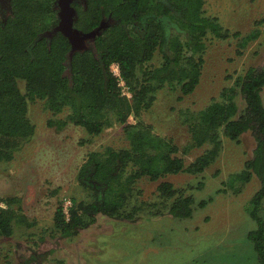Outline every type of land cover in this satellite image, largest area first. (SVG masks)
<instances>
[{
    "label": "trees",
    "instance_id": "trees-1",
    "mask_svg": "<svg viewBox=\"0 0 264 264\" xmlns=\"http://www.w3.org/2000/svg\"><path fill=\"white\" fill-rule=\"evenodd\" d=\"M15 1L14 20L0 28V160L12 159L22 140L30 139L35 133V125L27 115L28 98H46L54 111L70 107L67 120L82 126L90 135L102 133L112 124L111 115H114L129 141L125 147L89 153L78 178L94 192L95 199L75 201L69 215L63 205L59 206L55 214L56 230L64 237L71 236L94 223L98 214L133 219L141 207V203L130 205L136 192L135 183L140 178L156 181L181 172L201 174L220 155L223 137L239 141L243 133L250 131L256 141L253 156L233 178L247 182L257 177L260 181L247 211L257 222L249 238L264 264V67L247 68L235 78L233 85L222 90L219 98H214L196 114V120L189 125L192 142L188 149L209 147L189 163L178 155L179 147L172 138L154 133L152 125L141 118L153 106L157 92L166 86L173 90L179 88L182 93L179 99L194 92L205 63L204 38L208 31L221 38L230 36V30L221 25L218 17L204 15L203 0H174L183 9V17L178 22L185 40L178 32L166 38L164 27L154 18L143 36L134 31V13L143 15L155 11L156 7L157 12L161 11L160 0H88L86 13L91 14L92 23L84 22L87 25L80 24V27L90 29L97 25L101 4L121 16L122 23L112 27L107 36L97 39L96 53L77 52L71 62V74H65L64 61L70 44L62 35L55 37L49 47L43 39L28 50L35 37L49 27L48 0ZM259 33L256 29L245 35L242 44L256 39ZM232 35L240 37L241 33ZM158 49L163 53L162 63L153 68L147 66ZM114 63L119 65L132 93L130 98L121 93L111 70ZM18 79L27 81L25 93L21 92ZM238 95L245 103L241 112ZM132 115L135 123L129 121ZM203 186L202 181L199 187ZM158 191L163 198H173L169 208L172 216L192 215L195 199L185 189L175 188L166 180L160 182ZM0 201L6 205H0V236H12L16 223L32 225L26 214L13 207L18 199ZM205 204L206 201L202 202V206Z\"/></svg>",
    "mask_w": 264,
    "mask_h": 264
},
{
    "label": "rangeland",
    "instance_id": "rangeland-1",
    "mask_svg": "<svg viewBox=\"0 0 264 264\" xmlns=\"http://www.w3.org/2000/svg\"><path fill=\"white\" fill-rule=\"evenodd\" d=\"M201 6L204 15L218 17L230 36L221 38L208 31L205 63L194 92L179 99L180 89L166 86L141 117L154 133L172 138L187 163L209 147L188 149L192 142L189 125L196 114L247 68L264 67V21L257 23L264 19V0H203ZM178 27L172 33H180L185 40ZM256 29L259 36L243 45L242 37ZM235 32L241 36H233ZM162 61L158 49L146 65L153 68ZM24 84L20 80L22 93L26 92ZM262 97L264 101V89ZM237 102L241 112L245 103L240 95ZM27 103L35 133L22 140L12 159L0 160V200L18 199L13 207L26 214L32 225L16 223L12 236H0V264H261L249 238L257 222L247 211L260 181L257 177L247 182L233 178L253 156L256 141L252 132L243 133L239 141L223 137L220 155L201 174L181 172L156 181L140 178L130 205L141 203V207L133 219L98 214L94 223L64 237L55 227L58 207L66 200L73 205L95 199L94 192L78 178L89 153L125 147L129 141L114 115L102 133L90 135L67 120L70 107L54 111L46 98L38 97L28 98ZM129 121L135 123L136 118L132 115ZM166 180L194 196L191 216L178 218L169 213L173 198H163L158 191L160 182ZM204 201L207 204L202 206Z\"/></svg>",
    "mask_w": 264,
    "mask_h": 264
},
{
    "label": "flooded vegetation",
    "instance_id": "flooded-vegetation-1",
    "mask_svg": "<svg viewBox=\"0 0 264 264\" xmlns=\"http://www.w3.org/2000/svg\"><path fill=\"white\" fill-rule=\"evenodd\" d=\"M163 4L161 11H149L144 13L143 15L139 13H134V20L132 21V27L134 31L139 35H144L147 32V28L149 25V21L154 18V20L164 27L165 36L169 38L172 35V32L175 28L179 29L178 25L180 23L177 21L179 18L183 17V9L177 7L175 5L174 0H160ZM16 1L15 0H0V28H5V26L12 22L15 16L16 11ZM121 2V1H120ZM119 2V3H120ZM47 3L50 4L51 12L48 13L47 23L49 25L48 28L42 30L35 39L33 43L28 45V50L32 49L38 41L45 39L47 41L48 47L51 45L52 41L55 37L62 35L70 44V49L66 54V60L64 64L66 65L65 74H69L72 72V59L77 52H84V51H93L96 53V41L100 37H105L109 34V31L112 27L121 24L122 18L118 16L114 10L108 9L105 7L104 4H101L99 7L102 8L100 11V17L97 19V25L91 27L90 29H84L80 27V24H86L84 22H90L91 14H88L89 10V2L88 0H48ZM72 8L76 10V13L73 14V21L74 27L78 28L83 32H90L93 29L101 26V34L97 35L95 39L87 38L83 43H80L81 49H78L71 53L72 50V43L70 42L69 38L64 34L63 30L61 29V22H62V14L65 16L67 15V11L71 14ZM89 19V20H88ZM94 20V18H92ZM87 25V24H86ZM138 27L140 29L138 30ZM79 48V47H78ZM20 80L23 81L25 84L24 89L27 87V81L25 79H18V86L20 88Z\"/></svg>",
    "mask_w": 264,
    "mask_h": 264
},
{
    "label": "water",
    "instance_id": "water-1",
    "mask_svg": "<svg viewBox=\"0 0 264 264\" xmlns=\"http://www.w3.org/2000/svg\"><path fill=\"white\" fill-rule=\"evenodd\" d=\"M70 12L71 14H69V11H67L66 16L62 14L61 29L63 30L64 34L69 38L70 42L73 45L71 50V53L73 54L74 51L82 48L80 46V43H83L85 39L87 38L95 39L97 35L101 34V26L93 29L90 32H83L78 28L74 27L73 14L76 13V10L72 8V11Z\"/></svg>",
    "mask_w": 264,
    "mask_h": 264
},
{
    "label": "built area",
    "instance_id": "built-area-1",
    "mask_svg": "<svg viewBox=\"0 0 264 264\" xmlns=\"http://www.w3.org/2000/svg\"><path fill=\"white\" fill-rule=\"evenodd\" d=\"M111 70L113 71V73L115 74V76L117 77L118 80V84L121 88V93L125 96H127L128 98H130L132 96V93L130 92V89L128 87V85L126 84V81L124 80V78L121 76V72H120V67L118 64L114 63L111 65ZM1 206L5 207V204H1ZM65 212L67 215H69V209L72 206V202L71 200H66L65 203L63 204Z\"/></svg>",
    "mask_w": 264,
    "mask_h": 264
}]
</instances>
